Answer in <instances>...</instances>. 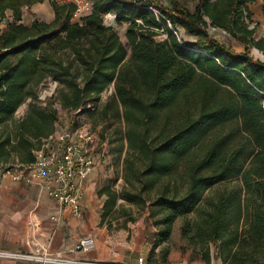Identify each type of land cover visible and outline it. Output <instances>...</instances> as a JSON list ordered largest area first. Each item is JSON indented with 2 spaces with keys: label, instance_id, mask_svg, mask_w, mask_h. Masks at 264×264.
<instances>
[{
  "label": "trees",
  "instance_id": "trees-1",
  "mask_svg": "<svg viewBox=\"0 0 264 264\" xmlns=\"http://www.w3.org/2000/svg\"><path fill=\"white\" fill-rule=\"evenodd\" d=\"M45 1L53 21L24 24V10ZM87 1L92 12L73 21V3L0 0V164L32 162L54 132L58 112L37 102L45 80L58 82L57 101L72 113L95 109L113 85V102L101 113L125 125L124 182L140 179L142 190L160 184L148 205L157 233L147 264H211L214 257L264 264V62L250 54L264 53V38H254L257 25L249 28L255 0H193L192 11L184 0ZM107 12L127 24L126 45L103 23ZM261 13L264 22V0ZM167 22L195 42L179 41ZM208 27L226 31L244 51L209 37ZM160 29L166 38L157 41ZM61 51L71 59L61 60ZM28 99L25 116L13 121ZM180 166L185 190L177 195L172 176ZM142 190L121 197L145 206ZM99 194L106 195L103 221L120 196L109 187Z\"/></svg>",
  "mask_w": 264,
  "mask_h": 264
},
{
  "label": "crops",
  "instance_id": "crops-1",
  "mask_svg": "<svg viewBox=\"0 0 264 264\" xmlns=\"http://www.w3.org/2000/svg\"><path fill=\"white\" fill-rule=\"evenodd\" d=\"M261 5L262 0H255V3L249 5V10L252 13H261ZM29 11L34 14L45 11L53 13L48 1L31 6ZM26 12L25 9L24 13ZM10 14L11 12H7V16ZM30 23L24 24L29 25ZM187 36L188 42H195L194 37ZM102 170V167L97 165L86 180L81 219L75 218L69 211H61L58 204L46 194L44 189L13 182L8 176L0 174V252L70 261L114 262L117 264H136L138 257H145L153 246L157 231H154L153 237L145 244L144 240L142 243L139 242L141 240L132 243L130 250L137 253V258L126 255L122 249L123 243L117 240L112 241L107 235L105 242L108 251L104 254H97L95 251L82 253L74 250L81 237L95 234L99 238L103 233L106 234L104 228L100 226L102 203L96 193L103 183ZM53 217L55 220L52 219ZM98 238L97 243H100ZM219 263L222 264L220 261ZM0 264L56 263L53 261L40 262L29 258H0Z\"/></svg>",
  "mask_w": 264,
  "mask_h": 264
},
{
  "label": "built area",
  "instance_id": "built-area-1",
  "mask_svg": "<svg viewBox=\"0 0 264 264\" xmlns=\"http://www.w3.org/2000/svg\"><path fill=\"white\" fill-rule=\"evenodd\" d=\"M55 1L59 4L73 3L75 11L72 18L77 21L92 12V4L87 0ZM145 1L147 0H132V3L136 5ZM158 1L166 5V0ZM145 8L154 13L156 17H160V12L154 7ZM102 20L108 27L117 25V16L113 12L103 14ZM137 22L140 23V21ZM167 23L173 35L179 39L181 28L172 27L169 22ZM41 87L43 92L37 97L38 105L42 108L49 106L57 111L61 107L56 102L58 82L48 78L39 88ZM29 102L30 99L26 100L25 103ZM261 106L264 111V98L261 101ZM88 108L94 110L93 105H88ZM80 113V110L74 113L77 118L71 126L61 124L59 120L56 122L54 132L42 139L39 147L32 151V162L21 163L15 159L12 162L0 164L1 175L8 176L13 182L44 189L46 194L58 204L61 211H69L77 219L83 217L82 199L85 193L86 180L93 173L99 161L104 159V153H100L99 150L100 144L96 131L83 119H80ZM52 219L55 220L54 217ZM94 248L95 239L91 236H84L78 240L74 250L87 253ZM0 258H29L40 262L53 261L56 264H117L114 262L70 261L3 252H0ZM136 264H147V259L140 256Z\"/></svg>",
  "mask_w": 264,
  "mask_h": 264
},
{
  "label": "rangeland",
  "instance_id": "rangeland-1",
  "mask_svg": "<svg viewBox=\"0 0 264 264\" xmlns=\"http://www.w3.org/2000/svg\"><path fill=\"white\" fill-rule=\"evenodd\" d=\"M189 9L192 11L194 8L193 0H184ZM50 3V2H49ZM167 6V1L165 2ZM51 4V3H50ZM52 7V6H51ZM28 10L23 15L24 23H30L33 20H38L44 23H51L53 21V13H47V11L43 13H29ZM84 15V13H82ZM253 24H249V28H253L256 26L255 39L264 38V22L262 13H252ZM73 21H77L73 19ZM169 27V25H168ZM115 32L117 33L120 41L123 45H126L127 40L125 37L127 24H119L113 26ZM181 35L179 37V41L188 42V36L181 29ZM159 35L157 36V41H162L166 38L163 29L158 30ZM206 33L209 37L217 40L220 43L225 44L230 47L236 53H242L244 51V46L239 42L235 41L226 31L222 29L208 27L206 29ZM250 54L254 59L260 60L264 62V53L255 49H250ZM59 58L64 62L71 59L68 51H61L59 53ZM61 90L60 88L57 90V93ZM43 89L42 87L37 89V95H42ZM58 96L56 95V102H58ZM58 100V101H57ZM113 102V85H110L101 95L100 100L97 103L95 109L93 111H85L80 113V119H83L86 124L91 126L97 133L99 144H100V153H104V159L99 161L98 165L102 167V175H104L102 180L101 188L96 192L99 196L100 202L102 203V208L100 210V226L104 228L106 234H102L99 238L97 236L91 235L96 241V248L92 250V252H96L97 254H104L108 251V246L106 244L107 236L109 239L117 240L120 243L122 242V249L131 257L137 258V253L133 250H130V246L136 240L142 243L144 240V244L150 240L154 231H157L156 228L152 225V221L149 217L148 205L149 202L155 197L157 190L160 187L159 182L156 183L149 190H142L143 181L138 179L135 181L134 186L126 184L124 182V170L126 167L125 158L128 157V148L124 138L125 133V125L119 119H113L111 113H109V118H105L101 109L106 103ZM28 110V103L22 104L17 112L14 115L13 121H19L22 117L25 116ZM58 120L61 124H69L71 126L72 123L76 121L77 116L71 111L60 107L58 108ZM129 158H133L132 155H129ZM139 166V165H138ZM137 166V167H138ZM135 173V172H134ZM138 174V173H137ZM183 167L180 166L175 173L173 174V178L176 181V193L180 195L184 192V178H183ZM138 177L140 175L138 174ZM133 179V178H132ZM167 180L165 179V182ZM109 187L112 191H115L120 197L117 200L115 207L113 208L111 214L106 217L103 221H101V215L103 212V204L106 201V195L99 194V191L104 188ZM137 188V190H135ZM139 189L142 190V198L145 199L146 205H139L129 203L121 197V193H130V192H138ZM107 235V236H106ZM100 239V243H97V238ZM137 242V241H136ZM142 244V245H144ZM158 251V249H157ZM156 251V252H157ZM149 253L145 256L147 259ZM220 261V260H219ZM218 259L215 257L212 260L211 264H220ZM221 262V261H220ZM171 264H188L185 260L180 261L178 263Z\"/></svg>",
  "mask_w": 264,
  "mask_h": 264
}]
</instances>
